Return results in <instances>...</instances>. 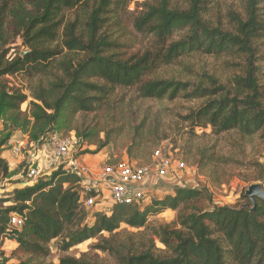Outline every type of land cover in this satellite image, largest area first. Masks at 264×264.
I'll list each match as a JSON object with an SVG mask.
<instances>
[{
  "label": "trees",
  "instance_id": "1",
  "mask_svg": "<svg viewBox=\"0 0 264 264\" xmlns=\"http://www.w3.org/2000/svg\"><path fill=\"white\" fill-rule=\"evenodd\" d=\"M137 1L0 0V122L5 124L0 129V175L16 183L28 181V166L12 176L15 173L2 157L14 131L28 134L30 142L39 146L52 132L62 129L66 134L76 130L80 137L74 116L94 113L117 87L139 85L142 97L155 100H176L180 95L203 99L201 106L183 117L193 129L211 127L216 135L230 131L244 136L264 134V85L256 65L260 58L256 42L264 36L260 12L264 0H246L245 13L232 15L230 28L206 20L208 0H188L185 9L173 8L171 0H152L137 3L129 11ZM126 21L137 32L152 36L161 49L129 59L115 53L120 46L116 32ZM19 37L29 51L10 59L5 48ZM64 50L68 54L58 62ZM191 53L244 58L246 67L243 75L235 78L234 92L217 80L210 86L147 80L158 66L176 63ZM17 74L27 78L53 76L48 85L33 88L28 112L22 110L27 95L6 80V76ZM109 143L91 142L97 145L93 153ZM140 143L135 141L136 146ZM199 162L201 167L213 163L214 154L204 152ZM81 180L76 172L60 167L31 186L14 190L4 201H12L11 205L0 207V247L6 240L16 241L12 252L17 260L11 261L0 252V264H107L88 253L67 254L91 239H98L94 249L113 254L116 264H264V200L258 197L256 208L243 194L247 201L243 205L204 210L193 205L188 211L206 195L203 189L182 186L149 203H118L106 212L83 206ZM96 194L91 191L86 195ZM168 209L178 212L177 220L153 230L166 249L164 254L152 248L124 253L112 244L111 238L122 224L140 229L151 216ZM14 214L24 220L20 227L11 223ZM54 240H59L58 248L63 252L58 263L48 260Z\"/></svg>",
  "mask_w": 264,
  "mask_h": 264
},
{
  "label": "rangeland",
  "instance_id": "2",
  "mask_svg": "<svg viewBox=\"0 0 264 264\" xmlns=\"http://www.w3.org/2000/svg\"><path fill=\"white\" fill-rule=\"evenodd\" d=\"M208 1L205 18L214 26L222 25L224 28H230L232 15L245 13L246 0ZM137 3L143 5L153 1L138 0L130 6L129 11H133ZM170 3L176 9H185L189 6L188 0H171ZM261 7L260 12L264 19V4ZM130 21H126L124 27L116 32L120 46L114 49L115 53L129 59L142 56L147 51L154 53L161 49L152 36L134 30ZM178 38L179 35L175 37V40ZM256 45L258 56H260L256 64L257 74L261 84L264 85V36L256 42ZM5 49L9 50L7 57L10 59L16 56L21 57L29 51L22 37L9 43ZM65 54H68L67 50L58 57V62L64 59ZM68 56L72 57L74 54ZM245 67V59L234 55L215 56L191 53L182 56L176 63L158 66L152 74L147 76V80L158 78L182 80L195 86L201 83L210 86L213 80H217L219 84L227 86L234 92L235 78L243 75ZM52 78V75H39L32 78H27L24 74L6 76L12 88L22 90L27 95V102L22 105V110L27 112L31 100L34 99L33 88L48 85ZM191 89L193 86L189 87V90ZM106 99L104 105L94 113H77L74 116V125L82 134L80 137L77 136L76 130L68 134L64 133L66 132L64 129H62L64 132L58 131L75 140L74 154L90 166L92 172L84 177L85 185L92 189L104 188L103 211L110 212L114 204L100 173L109 166L117 165V162L122 159H127L136 165H149L155 168L156 151H161L163 157L169 156L173 164L185 162L186 167L178 169L175 164L176 171L162 179L155 177L153 170V180L144 187L145 198H148L144 200V203H149L154 198H161L167 193L166 191L172 192L176 187L189 186L203 189L206 196L193 203L188 211L193 210V205L201 210L225 205L239 206L247 203L243 194L250 185L259 183L264 188V134L244 136L238 131H230L216 135L212 133L211 127L193 129L183 117L201 106L203 99L191 100L183 95L176 100L144 98L140 94L139 85L117 87ZM4 128L5 124L1 121L0 129ZM84 134H90V136L85 138ZM102 140H109V145L94 154L97 145L91 142ZM139 140L141 143L136 146L135 141ZM16 146H20L21 149L18 155L13 151ZM204 152L214 154V162L201 167L199 161ZM37 154V145L32 144L29 135L22 131H14L2 151V157L6 159L13 174L15 173L12 176L20 175L27 167L26 159H37ZM32 183L22 185L0 175V207L11 205L12 201H4L15 189L31 186ZM158 190H160L159 193ZM177 216V211L168 209L159 215L151 216L147 226L140 229L122 224L111 238V242L124 253L152 248L157 253L164 254L166 249L154 237L153 230L161 224L174 223ZM105 235L110 237L108 233ZM97 242L98 239L88 240L71 248L67 254L81 256L82 253H88L90 258L97 261L116 264L117 258L113 254L94 249ZM58 243L59 240L51 243L52 255L48 260L54 263L59 262L63 253L59 250ZM16 246L14 240L7 241L0 247V252H4L11 261H16L17 258L12 252Z\"/></svg>",
  "mask_w": 264,
  "mask_h": 264
},
{
  "label": "built area",
  "instance_id": "3",
  "mask_svg": "<svg viewBox=\"0 0 264 264\" xmlns=\"http://www.w3.org/2000/svg\"><path fill=\"white\" fill-rule=\"evenodd\" d=\"M31 143L38 147L37 159H26V166H28V181L22 182V185H28L33 181L35 182L40 177L48 176L43 175L38 164L44 157L45 151L49 150L59 160L57 169L62 167L65 171L76 172L82 176L80 186L84 190L82 198L83 206L87 209H103L102 198L105 197H102V193L104 192V188L92 189L85 185L84 177L91 174L92 171L88 164L83 163L80 157L74 154L73 148L75 140H73L72 137L54 131L48 136L44 145L39 146L33 141H31ZM13 151L16 155L20 154V146H16ZM154 161L156 163L154 166L155 168L149 165H136L129 162L127 159H122L117 162V165L109 166L100 173L103 184L106 185L107 189L110 191L113 204L130 202H135L139 205L144 204V200L148 199L145 198L144 187L153 180V170L155 171L154 176L158 179H162L170 175L171 172L176 171L174 168L175 164L178 169L186 167V163L183 161L173 164L169 156L163 157L161 151H156ZM107 176H113L115 183L107 181ZM91 191L97 192L96 196L86 195ZM23 222L24 220L20 215L14 214L12 216L11 223L13 226L20 227Z\"/></svg>",
  "mask_w": 264,
  "mask_h": 264
},
{
  "label": "crops",
  "instance_id": "4",
  "mask_svg": "<svg viewBox=\"0 0 264 264\" xmlns=\"http://www.w3.org/2000/svg\"><path fill=\"white\" fill-rule=\"evenodd\" d=\"M85 160H87V159H85ZM58 164H59V160L55 157V155L53 153H51V151L46 150L44 153V157L40 160L38 165H39V168H40L41 172L43 173V175H51L53 173V171H55L58 168V166H59ZM12 169H14V168H12ZM159 192H160V190H158V193ZM166 192H168V191H166ZM7 241H9V240H6L5 243ZM12 241H10V242H12ZM14 242L17 244L16 241H14Z\"/></svg>",
  "mask_w": 264,
  "mask_h": 264
},
{
  "label": "water",
  "instance_id": "5",
  "mask_svg": "<svg viewBox=\"0 0 264 264\" xmlns=\"http://www.w3.org/2000/svg\"><path fill=\"white\" fill-rule=\"evenodd\" d=\"M106 180L111 183H115V179L113 178V176H107ZM245 194L246 196L249 197L250 202L254 204L255 208L257 207L256 197L264 200V188L259 183H254L250 185L248 190H246ZM247 205H250V204H247Z\"/></svg>",
  "mask_w": 264,
  "mask_h": 264
}]
</instances>
